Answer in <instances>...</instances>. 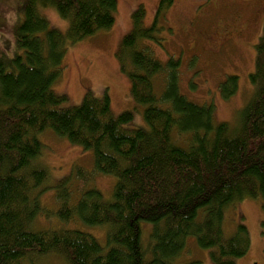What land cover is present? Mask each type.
Returning a JSON list of instances; mask_svg holds the SVG:
<instances>
[{
    "label": "trees",
    "instance_id": "1",
    "mask_svg": "<svg viewBox=\"0 0 264 264\" xmlns=\"http://www.w3.org/2000/svg\"><path fill=\"white\" fill-rule=\"evenodd\" d=\"M169 2L160 0L156 18ZM39 4L68 21L66 33L49 26ZM116 7L117 0H25L22 19L12 27L18 52L9 56L0 48V264H41L50 254L63 264H174L190 236L209 250L213 264H235L249 248V233L239 223L225 237V209L259 198L264 210V24L249 75L256 90L231 127L215 122L212 104H195L180 93L179 61L163 64L152 54L145 41L159 42L156 18L144 27L140 4L116 53L146 123L128 128L133 111L113 114L107 95L87 91L78 105L65 107V96L52 87L67 44L110 28ZM155 75L163 78L160 95ZM237 87L238 77L228 75L221 96L228 99ZM46 129L90 149L93 171L116 178L110 200L88 186L93 172L80 166L54 185V214L106 225L105 247L80 229L33 228L41 211L52 212L39 199L47 172L37 163L38 134ZM142 221L152 224L146 249Z\"/></svg>",
    "mask_w": 264,
    "mask_h": 264
},
{
    "label": "rangeland",
    "instance_id": "2",
    "mask_svg": "<svg viewBox=\"0 0 264 264\" xmlns=\"http://www.w3.org/2000/svg\"><path fill=\"white\" fill-rule=\"evenodd\" d=\"M24 1L0 0V48L9 56L17 51L12 27L22 19L20 6ZM159 2L117 0L110 28L67 44L61 74L52 86L55 93L65 96L63 106L78 105L87 91L97 98L107 95L113 114L133 111V118L126 127H146L143 106L132 99L130 81L120 70L116 53L123 36L133 27V11L141 4L145 9L143 26L149 27L157 16ZM38 11L51 28L66 33L68 21L53 7L39 4ZM263 24L264 0H170L156 18L155 35L159 42L147 40L145 43L163 64L170 58L179 61L178 87L182 95L198 105L212 104L215 122H227L233 127L237 124L238 112L256 90L249 75L254 71L255 44ZM228 75L238 77V87L231 97L224 99L219 85ZM162 80L161 75L153 77L156 95H160L163 89ZM38 138L42 148L37 163L47 172L39 199L41 205L52 212L41 211L34 219L33 228L80 229L93 235L105 247L106 225L90 226L79 220L62 221L54 214L57 206L54 185L70 175L74 166H80L93 172L88 186L97 188L105 200H110L116 178L93 171L90 149L71 143L51 129L40 132ZM263 221L264 210L259 198H244L225 209L222 222L224 236H232L239 223L244 224L249 233V248L236 259L235 264H264ZM140 226L142 246L146 249L152 224L142 221ZM41 264H63V261L60 256L50 254L42 257ZM174 264L213 263L209 250L199 247L190 236Z\"/></svg>",
    "mask_w": 264,
    "mask_h": 264
}]
</instances>
